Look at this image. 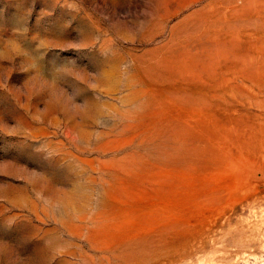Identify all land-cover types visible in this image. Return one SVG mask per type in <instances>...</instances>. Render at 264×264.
Segmentation results:
<instances>
[{
	"label": "rangeland",
	"instance_id": "1",
	"mask_svg": "<svg viewBox=\"0 0 264 264\" xmlns=\"http://www.w3.org/2000/svg\"><path fill=\"white\" fill-rule=\"evenodd\" d=\"M96 226L264 264V0H0V264H109Z\"/></svg>",
	"mask_w": 264,
	"mask_h": 264
},
{
	"label": "bare ground",
	"instance_id": "2",
	"mask_svg": "<svg viewBox=\"0 0 264 264\" xmlns=\"http://www.w3.org/2000/svg\"><path fill=\"white\" fill-rule=\"evenodd\" d=\"M104 228L102 226H96L92 229L91 234L89 236V242L91 246L95 249V251H99L102 253L103 257L106 259V261L111 264L110 262H114V264H119L117 262V258H119V255H117L121 250L131 246V245H137V237L135 235H129V236H120L118 234H113L110 231L105 232V236L100 238L101 231ZM99 257V256H98ZM86 258V264H99L96 260V257L85 253ZM114 258H116L114 261ZM100 259V257L98 258ZM139 259H136L138 261ZM112 262V263H113ZM128 264H131L129 262Z\"/></svg>",
	"mask_w": 264,
	"mask_h": 264
}]
</instances>
